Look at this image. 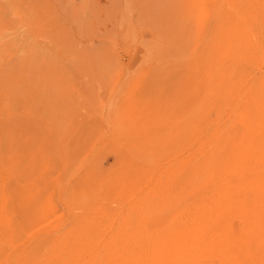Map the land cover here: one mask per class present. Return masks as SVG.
<instances>
[{"label":"rangeland","instance_id":"374dc122","mask_svg":"<svg viewBox=\"0 0 264 264\" xmlns=\"http://www.w3.org/2000/svg\"><path fill=\"white\" fill-rule=\"evenodd\" d=\"M263 48L264 0H0V264H264Z\"/></svg>","mask_w":264,"mask_h":264},{"label":"bare ground","instance_id":"6f19581e","mask_svg":"<svg viewBox=\"0 0 264 264\" xmlns=\"http://www.w3.org/2000/svg\"><path fill=\"white\" fill-rule=\"evenodd\" d=\"M257 5H258V4H257ZM259 8H260V7H259ZM259 11H260V10H259ZM258 13H259V12H258ZM261 16H262V14H261ZM259 18H260V17H259ZM262 18H263V17H262ZM260 21H261V20H260ZM262 21H263V20H262ZM257 22H259V21H257ZM258 27H259V26H258ZM258 33H259V32H258ZM262 38H263V37H262ZM263 49H264V48H263ZM232 65H233V64H232ZM229 73H230V72H229ZM248 74H249V73H248ZM234 107H235V106H234ZM233 110H234V109H233ZM222 111H223V110H222ZM234 112H235V111H234ZM218 121H219V120H218ZM213 124H214V123H213ZM224 124H225V123H224ZM209 128H210V127H209ZM262 129H263V128H262ZM219 130H220V129H219ZM204 133H205V132H204ZM207 133H208V132H207ZM218 133H219V131H218ZM259 133H260V132H259ZM203 136H204V135H203ZM190 146H191V145H190ZM204 150H205V149H204ZM252 150H253V148H252ZM195 151H196V150H195ZM232 152H233V151H232ZM247 152H248V151H247ZM251 152H252V151H251ZM197 154H198V153H197ZM201 154H202V153H201ZM260 164H262V163H260ZM220 165H221V164H220ZM257 165H258V164H257ZM174 174H175V173H174ZM135 188H136V187H135ZM221 190H222V189H221ZM204 191H205V190H204ZM207 193H208V192H207ZM215 194H216V193H215ZM240 194H241V193H240ZM201 197H202V196H201ZM199 198H200V197H199ZM202 199H203V198H202ZM126 201H127V200H126ZM199 201H200V200H199ZM240 203H241V202H240ZM194 206H195V205H194ZM190 208H191V207H190ZM192 208H193V207H192ZM194 209H195V208H194ZM182 210H183V209H182ZM185 210H186V209H185ZM193 211H194V210H193ZM167 212H168V211H167ZM190 212H191V211H190ZM182 213H183V212H182ZM190 214H191V213H190ZM191 215H192V214H191ZM183 216H184V215H183ZM231 216H232V215H231ZM174 217H175V216H174ZM176 217H177V216H176ZM178 217H179V216H178ZM232 217H233V216H232ZM167 218H168V217H167ZM227 218H228V217H227ZM168 219H169V218H168ZM168 219H167V220H168ZM173 219H174V218H173ZM180 219H181V218H180ZM185 219H186V218H185ZM170 220H172V219H170ZM177 220H178V219H177ZM177 220H176V221H177ZM188 220H189V218H188ZM222 220H223V219H222ZM163 221H165V220H163ZM173 221H174V220H173ZM179 221H180V220H179ZM168 222H169V221H168ZM189 222H190V221H189ZM189 222H188V223H189ZM172 223H173V222H171V224H172ZM174 223H175V222H174ZM219 223H220V222H219ZM161 224H162V223H161ZM176 224H177V222H176ZM186 224H187V223H186ZM186 224H185V222H184L183 225L186 226ZM159 225H160V223H159ZM163 225H164V224H163ZM165 225H168V224H165ZM165 225H164V226H165ZM169 225H170V224H169ZM173 225H174V224H173ZM181 225H182V224H181ZM230 225H231V224H230ZM156 226H158V225H156ZM185 226H184V227H185ZM151 227H152V226H151ZM165 227H166V226H165ZM165 227H164V231L167 229V228H165ZM167 227H168V226H167ZM169 227H170V226H169ZM173 227H174V226H173ZM182 227H183V226H182ZM186 227H187V226H186ZM42 228H43V227L38 228V230H37L35 233H37L38 231L40 232ZM155 228H156V227H155ZM158 228H159V230H160V228H163V226L161 225V227H158ZM158 228H157V229H158ZM43 229H44V228H43ZM153 229H154V228H153ZM153 229H151V230L153 231ZM157 229H156V230H157ZM168 229H169V228H168ZM174 229H175V228H174ZM174 229H171V230L175 232ZM176 229H177V227H176ZM154 230H155V229H154ZM161 230L163 231V229H161ZM171 230H170V231H171ZM185 230H186V228H185ZM188 230H189V228H188ZM157 231H158V230H157ZM168 231H169V230H168ZM41 232H44V231L42 230ZM45 232L47 233V231H45ZM149 232H150V230H149ZM158 232H160V231H158ZM174 232H173V233H174ZM176 232H177V230H176ZM185 232L187 233L188 231L186 230ZM185 232H184V233H185ZM154 233H155V235H156L157 232L155 231ZM160 233L163 234L164 232H160ZM33 234H34V233H33ZM33 234H31V236H32ZM147 234H148V233H147ZM150 234H152V233H150ZM164 234H165V233H164ZM164 234H163L162 236H164ZM174 234H175V233H174ZM199 234H200V233H199ZM165 235H166V234H165ZM169 235H170V234H169ZM175 235H176V234H175ZM175 235H173V238L176 237ZM184 235H186V237H187L188 233H187V234H184ZM184 235H183V236H184ZM190 235H192V233H191ZM193 235H194V234H193ZM202 235H203V234H202ZM204 235L207 236L208 234H204ZM227 235H228V234H227ZM31 236H28V237L30 238ZM150 236H151V235H150ZM170 236H171V235H170ZM177 236H178V235H177ZM194 236H196V235H194ZM200 236H201V235H200ZM206 236L204 237V239L206 238ZM152 237H154V236H152ZM160 237H161V236H160ZM201 237H202V236H201ZM201 237H200V238H201ZM209 237H210V236H209ZM29 238H28V239H29ZM155 238H156V237H155ZM165 238H166V237L164 236V239H165ZM167 238H168V237H167ZM183 238H184V237H183ZM198 238H199V237H198ZM211 238H212V237H211ZM34 239H35V238H34ZM131 239H132V238H130V240H131ZM152 239H153V238H152ZM174 239L177 240V238H174ZM174 239H173V240H174ZM188 239H189V236H188ZM209 239H210V238H209ZM148 240H150V238H149ZM162 240H163V238H162ZM166 240H167V239H166ZM170 240H172V239H170ZM170 240H169V241H170ZM184 240H186V239L184 238ZM184 240H183V243L186 242V241L184 242ZM200 240H201V239H200ZM200 240H199V245H200V242H201ZM202 240H203V239H202ZM211 240H212V239H211ZM143 241H144V240H143ZM150 241H151V240H150ZM153 241H154V240H153ZM164 241H165V240H164ZM177 241H178V240H177ZM187 241H189V240H187ZM193 241H194V240H192V242H193ZM196 241H197V239H196ZM205 241H208V240H205ZM205 241H204V242H205ZM215 241H217L216 238H215ZM88 242H89V241H88ZM161 242H162V241H161ZM161 242H160V243H161ZM171 242H172V241H171ZM171 242H170V243H171ZM138 243H139V242H138ZM148 243H150V242H148ZM158 243H159V242H157V244H158ZM160 243H159V244H160ZM168 243H169V242H168ZM181 243H182V242H181ZM194 243H195V241H194ZM194 243H193V247H194V245H196V244H194ZM213 243H214V242H213ZM215 243H216V242H215ZM151 244H152V242H151ZM151 244H149V249H148V251H149L150 249H151V251H152V248H150V247H151ZM157 244H156V245H157ZM163 244H164V243H163ZM173 244H174V242H173ZM185 244H186V243H185ZM188 244H189V243H188ZM201 244H202V242H201ZM203 244H204V243H203ZM165 245H166V244H165ZM165 245H163V247H165ZM168 245H169V244H168ZM181 245H182V244H181ZM197 245H198V244H197ZM197 245H196L195 247H197ZM146 246H147V245H146ZM152 246H155V244L152 245ZM172 246H174V245H172ZM87 247H89V244H88ZM133 247H134V246H133ZM141 247H142V246H141ZM144 247H145V246H144ZM161 247H162V246H161ZM168 247H169V246H168ZM183 247L185 248L184 244H183ZM195 247H194V248H195ZM202 247H203V245H202ZM102 248H103V247H102ZM146 248H147V247H146ZM156 248H158V247L156 246ZM171 248H172V247H171ZM171 248H170V249H171ZM173 248H174V247H173ZM176 248H178V247H177V243H176ZM184 248H183V249H184ZM200 248H201V247H200ZM200 248H199V249H200ZM196 249H197V248H196ZM209 249H210V248H209ZM84 250H86V249H84ZM142 250H143V249H142ZM145 250H146V249H145ZM154 250H155V249H153V253L158 252V251H156L157 249L155 250L156 252H155ZM164 250H165V249H164ZM173 250H174V249H173ZM184 250H185V249H184ZM184 250H183V251H184ZM187 250H188V249H187ZM200 250H201V249H200ZM178 251H179V250H178ZM194 251H195V250H194ZM194 251H193V253H194ZM197 251H198V250H197ZM202 251H203V250H202ZM140 252H141V251H140ZM144 252H145V251H144ZM186 252H187V251H186ZM186 252H185V253H186ZM169 253H170V252H169ZM169 253H168V254H169ZM174 253H175V251H174ZM181 253H182V252H181ZM185 253H184V254H185ZM198 253L200 254V251H199ZM13 254H14V253H13ZM16 254H17V252H16ZM16 254H15V255H16ZM84 254H85V252H84ZM144 254H145V253H144ZM147 254H150V253H147ZM151 254H152V253H151ZM151 254H150V255H151ZM171 254H172V253H171ZM191 254H192V253H191ZM156 255H157V253H156ZM156 255L153 254V256H151V257H153V259H156V260H157V257H158V256H156ZM158 255H159V254H158ZM174 255H175V257H176V254H174ZM174 255H171V257L174 256ZM177 255H178L177 257H179V254H177ZM196 255H197V254H196ZM134 256H135V255H134ZM144 256H145V255H144ZM168 256H170V255H168ZM181 256H182V255H181ZM192 256H193V255H192ZM213 256H214V255H213ZM74 257H75V256H74ZM74 257H72V258H74ZM137 257H138V256H137ZM182 257H183V256H182ZM67 258H68V257H67ZM75 258H77V257H75ZM140 258H141V257H140ZM140 258H139V259H140ZM145 258H146V257H145ZM180 258H181V257H180ZM185 258H186V257H185ZM133 259H134V257H133ZM139 259H138V262H139ZM143 259H144V258H143ZM147 259H148V257H147ZM147 259H146V260H147ZM149 259H150V257H149ZM164 259H168L167 256H166ZM172 259H173V257H172ZM178 259H179V258H178ZM183 259H184V258H183ZM195 259H196V258H195ZM86 260H87V259H86ZM86 260H85V261H86ZM156 260H155V261H156ZM174 260L177 261L176 259H174ZM209 260H210V259H209ZM124 261H125V260H124ZM159 261H160V260H159ZM171 261H172V260H171ZM179 261H180V260H179ZM68 262H69V261H68ZM75 262H76V261H75ZM143 262H145V261H143ZM166 262H167V260H166ZM169 262H170V259H169ZM141 263H142V261H141ZM146 263H147V262H146ZM54 264H56V263H54ZM138 264H139V263H138ZM158 264H159V262H158ZM166 264H168V263H166ZM175 264H177V263H175ZM240 264H241V263H240Z\"/></svg>","mask_w":264,"mask_h":264}]
</instances>
